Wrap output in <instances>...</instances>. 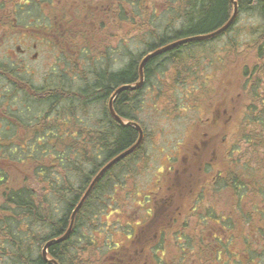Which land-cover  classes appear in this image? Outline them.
Segmentation results:
<instances>
[{
	"label": "trees",
	"instance_id": "obj_1",
	"mask_svg": "<svg viewBox=\"0 0 264 264\" xmlns=\"http://www.w3.org/2000/svg\"><path fill=\"white\" fill-rule=\"evenodd\" d=\"M100 1H106L115 9L122 3L124 27L140 34L151 31L149 34L154 33L155 40L150 44L147 43L148 49L143 54L131 53L130 62L120 70L112 69L110 61L109 66L101 70L96 69L92 82L86 84L84 90L80 91L79 88L76 91L61 90L58 101L51 99L52 102L60 103V128L53 131L48 115L43 116L39 128L35 127L33 131L29 127L31 130L28 129L26 139H32L35 144L27 147L24 157H21L20 153L15 155V150L20 152V148L6 149L12 152V155H7L12 171L7 169L6 172H0V252L12 254L11 264H50L42 255L44 245L49 240L64 235L70 225L73 211L98 172L110 160L132 147L139 138L136 128L115 121L112 123L110 111L107 120L108 143L103 144L102 147L80 143V139L77 143L72 142L70 127L76 123L80 125L91 123L94 119L88 117V111L92 105H97L99 108L107 107V99L119 87L136 83L139 80L140 63L145 55L181 39L212 33L223 27L233 13L231 0H156L157 8L152 11L150 8L155 5V0L152 5V0ZM237 3L238 16L228 30L207 40L179 45L151 59L144 69L145 85L138 90L121 92L114 100V107L123 120L136 121L142 126L137 116L138 111L141 110L139 95L148 85L157 86V75L166 71L167 67H171L165 79L169 94L179 84H188L196 88V81H199L202 86L188 92L189 106H200L203 103L204 108H207L211 103L219 110H227L231 118L226 126H210L209 138L221 133L222 137L227 138L226 143L230 147L223 154L226 160L222 163L226 162V164L219 171L218 182L204 186L211 189L214 187L227 189L222 192L227 194V197L220 204H228L229 200L236 196L237 219L243 222L245 218L238 215L244 210L241 204L244 203L246 196L248 197L247 189H249L251 196L255 195L261 201L257 202L253 197L251 204L255 206V210L260 209L264 221V0H237ZM159 11L166 13L169 18L162 29L165 31L167 28V32L162 35L156 33L158 29L154 24ZM241 13H248L258 21L255 26L249 28V38L245 40L241 38L240 32L230 37L231 32L235 31ZM174 22L180 25L179 29H172ZM220 36H229L230 39L220 60L210 63V66H216L218 71L216 74H220L222 80H220L219 98H216L219 88L207 94L208 83L215 78V75L213 73L214 76L208 79L206 74L192 67L196 65L192 49ZM29 86L31 87L30 83ZM32 89L30 88L29 91L31 92ZM164 90L165 85L163 90H156L158 98ZM196 91L202 92V96ZM208 96H211L213 102ZM192 100L193 102H190ZM166 102H170V99ZM84 117L86 120L83 119ZM81 130L84 133V129ZM38 138L40 143L35 141ZM145 140L146 136L140 147L108 169L95 184L75 217L71 234L63 242L49 248L48 254L51 259H55L59 264H100L101 262L107 264L108 260L111 264H170V259L174 264L182 262L184 243H181L179 236L198 235L196 227L202 218L199 217V209L195 206L199 203L197 196L200 193L191 195L189 202L194 205V209L186 221L180 217L175 224L174 221L170 224H173L172 226L159 228L157 242L154 240L155 234L148 239L142 235L145 230L151 229L158 219V216L153 217L152 209L148 210V216H152V220L148 223L127 225L129 231L123 232V238L130 243L129 250L133 251L132 246L138 250L130 254L128 250L127 252L121 250L120 243L115 242V231L117 232L118 227L107 223V217L111 212L121 208L122 195L124 200H127L130 194V198L135 200L139 198L141 200L139 205L152 203V194L140 197L137 185L130 183V180L135 179L136 170L129 165L141 156ZM73 149H76L75 159L71 158L74 154ZM87 167L91 170H87ZM71 175L79 178L76 179ZM75 180H78V184ZM177 193L181 195V191ZM145 197L147 200H144ZM58 204H64L60 216H58ZM213 205L211 199L207 208L209 212L207 217L216 219ZM259 205L260 207H257ZM119 218L121 219V216ZM192 220L194 223L191 222ZM221 222L226 227L230 226L228 220L224 221L221 218ZM105 223L109 225V230L106 232L102 230ZM116 223H120V220ZM247 227L239 230V225L236 226L237 234L239 233L236 242V264H253L256 258H261L263 254H259L257 248L264 244V241L259 244L257 241L252 243L245 241L248 239L245 234L251 235L259 231V234L264 236V224L258 225L253 219L252 225ZM83 229H86V233L82 231ZM88 229L90 230L87 232ZM192 229V233L182 234ZM40 230L46 234H42ZM157 231L155 230V233ZM102 235H104L103 239H101ZM170 237L174 240H169ZM143 243H147L148 246L143 247L145 245ZM137 244L143 245L138 249ZM198 245L196 242H189L188 249L197 251ZM105 247L107 251H101ZM230 253L229 244L222 243L221 261L224 264H229Z\"/></svg>",
	"mask_w": 264,
	"mask_h": 264
},
{
	"label": "flooded vegetation",
	"instance_id": "obj_2",
	"mask_svg": "<svg viewBox=\"0 0 264 264\" xmlns=\"http://www.w3.org/2000/svg\"><path fill=\"white\" fill-rule=\"evenodd\" d=\"M89 1L93 0H84L79 10H75L69 6L71 13L67 14L64 10H67L68 4L72 2L71 0H0V172H6L7 169L12 171L11 163L7 156L12 155V152L11 150L7 151V148H20V152H17V149L15 150V155L20 153V156L24 157V147H29V144L32 142V139H26L27 131L30 128L33 131L35 127L39 128L43 116L48 115V121L51 122L53 131L60 128L59 115L61 107L60 103L56 101L60 98L59 92L61 90L76 91L78 88L80 91L84 90L86 84L92 82L96 69L101 70L107 67V65L109 66V52L114 45L117 47V52L120 55L123 54L124 34L114 43L111 41L110 34L109 38L105 37L100 42H94L95 37L100 33L98 31H92V17L89 12H91L93 7ZM95 1L100 2V0ZM34 4L36 5L37 22L35 27L30 28L25 24V18L29 13V6ZM107 6L109 7L110 14H107L108 17L112 15L113 20L116 19L119 24L123 25V4L120 3L116 9L110 5ZM47 8H50L48 12L50 18L45 20ZM95 8L98 9V7ZM75 19L79 22L78 26L75 25ZM44 44L50 48L48 53L52 63L49 67L52 68V73H49V75H55L59 69L60 71L65 70V73L64 75L58 73L54 81H50L45 76L41 84L33 85L27 77L29 72L26 68L29 63L41 61L40 58L43 54L41 51L43 50L40 47H43ZM44 66L45 63L41 66L43 70ZM77 84H80L81 87H77ZM30 88H33L31 92L29 91ZM68 96L72 97V95ZM67 98L69 99V97ZM51 99L56 101L52 102ZM30 101L33 104L39 105L37 114L33 117L24 114V111L29 112L31 108L33 109V107L29 108ZM109 101L110 98L107 99V107L100 108L97 119L85 125L76 123V125L74 124L73 127H70L73 138L72 142L77 143L80 139V143H90L96 147H102L103 144L108 143L107 120L108 112L110 111ZM16 103H19L21 106L19 113L18 108H13ZM114 110L119 116L115 107ZM111 117L112 123L114 121L119 123L112 115ZM39 124L40 126H38ZM81 129H84V133L81 132ZM19 132L22 135L17 140L16 137ZM14 135L15 139H12ZM35 141L40 143L39 138ZM194 146L196 150L193 151V155H197L198 157L205 148L201 150L199 143H196ZM182 154L184 156L185 154L186 156H190L191 153L182 151ZM219 161V159L215 160L214 157L211 167L214 168L213 164L219 163ZM204 165L207 168V163H204ZM177 172H180V170L177 169ZM207 173L209 174V172ZM219 175V172L214 174L209 183L208 178L205 180L203 178L199 179V182L201 184H215ZM200 189L202 191L197 196V202L199 203L195 207H198V215L202 220L199 221L196 227L198 229V235L179 236L181 243H184L182 247V249L184 248V252L182 253V262L180 264H195L194 261L190 262V259L192 255L196 254L197 264H224L221 261L222 243L229 244L231 253L228 263L236 264V250L234 246L238 238L236 234V196L230 199L231 203H229L228 209H226V204L214 203L213 207L215 208L217 218L211 219L207 217L209 215L207 208L209 207L210 200L215 196L221 198L220 194L227 189H222V187L210 188V196L208 199L206 188H201L200 186ZM163 190L164 188L160 187L158 192L152 193L153 217L163 214L162 212H165L167 207H175L173 201L167 203V200L174 198L172 189L170 188L171 193H169V189L167 192ZM247 192L249 193L250 190L247 189ZM164 196H168L166 197L168 198L166 201H164L166 199ZM188 207L191 208V213L188 214L189 216L193 212L194 205L188 204ZM242 207L244 210L238 216L245 218L244 222L240 220L245 228L252 225L253 219L258 225L264 224L260 209L257 208L255 210L252 204L250 207L247 204H243ZM180 208L178 206L176 210ZM181 218L186 221L188 217L184 218L183 215ZM221 218L224 221L228 220L230 226L226 227L221 222ZM192 231L193 229L186 230L182 234H190ZM246 233L248 232L246 231ZM156 234L157 232L155 233L154 239H158V235ZM245 236L248 237L245 241L251 243L253 241H257L258 243L264 241V236H261L259 231L251 235L245 234ZM172 239L174 240L173 237L169 238V240ZM189 242L199 244L197 251L188 249ZM210 254H212L211 258L206 259ZM11 258L12 254L10 252H0V264H11ZM170 264H174L171 259Z\"/></svg>",
	"mask_w": 264,
	"mask_h": 264
},
{
	"label": "rangeland",
	"instance_id": "obj_3",
	"mask_svg": "<svg viewBox=\"0 0 264 264\" xmlns=\"http://www.w3.org/2000/svg\"><path fill=\"white\" fill-rule=\"evenodd\" d=\"M71 1L72 2L68 4L67 10H64V12H66L67 14L71 13L69 10L70 8L79 10L80 6H82L81 4H83L84 2V0ZM153 1L154 0H152L151 5L154 4ZM89 2L92 4L93 7L91 12H89L90 16L92 17V21L90 20L92 31H98V33H100L95 37L94 42H100L105 37L109 38L110 34L112 38L111 41H113L114 43L120 36L124 34L123 54L120 55L117 52L116 45H114L111 48V51L109 52L112 69H122L130 62L132 57L130 55L131 53L135 55H139L141 53L143 54L148 49L147 43L150 44L154 42V33L149 34L151 31H147L148 33L146 32L144 34L132 32L129 31L127 27H124V25L119 24L116 19L113 20L112 15L108 17L107 14H109V7L107 5L110 4L106 1L97 2L93 0ZM157 5L158 4L155 0V5H152L153 7L150 8V11H152L154 8H157ZM163 6L164 5H161V7ZM95 7H98V9ZM127 8L129 7L127 6ZM49 10L50 8L46 9L45 20L50 18L48 14ZM160 11L154 19V24L157 26L158 29L156 33L162 35L167 32V28L165 29V31L162 29L168 23L169 18L166 13ZM25 21V24H27L30 28L36 26L37 18L35 4L29 6V13L26 16ZM78 23V20L75 19V25L78 26ZM257 23V19L250 17L248 13L239 14V20L236 23L235 31L231 32L230 37H234L235 33L238 34L237 32H240L242 39H248L249 28L255 26ZM179 28L180 25L177 22L172 27V29ZM230 37L220 36L218 38H215L211 42H208L204 45L192 49L195 57L194 61H196V65L192 67L196 69V71L199 70L202 73L206 74V77L208 79H211V77L215 75V78L208 83L207 94L214 92V90H217L219 88L216 92V98H219V86L221 79L220 74H216V72H218L216 66H210V63L213 61L216 62L217 60H220V56L224 53V49L227 47ZM40 48L43 50L41 51L43 52L40 58L41 61L37 63H29L26 68V70L29 72L27 77L33 85L41 84L45 76L50 81H54L58 73L63 75L65 73V70L60 71L59 69V71L55 75H49V73H52V68L49 67V65L52 63V61L49 59L48 53L50 51V48H48L46 44H44L43 47ZM44 63L45 71L41 67ZM197 65L199 66V68H197ZM170 68L167 67L166 71H163L162 73L157 75V86L148 85L144 88V91L139 95L141 110L138 111L137 116L138 119L141 121V124L146 132V140L144 143L143 152L140 154L141 156L138 159L137 157L135 158V160H140H136L135 162H132L129 165L130 168L133 167V169L136 170L134 174L135 179L134 181L130 180V183H134L135 185H137L140 197L144 195L150 196L153 192H158L160 187L164 188V192H167V190L169 189V193H171V188L172 194H174V198H170V200H167L168 198L166 197L168 196H164V198H166L164 201L167 200V203L173 201L175 205V207H167V209H165V212H162L163 214L158 215V219L157 221H155L153 227L151 229L145 230V234H142L147 237L145 239H148L153 236L155 234V230L157 231L159 228H162L164 226H172L173 224H170L173 221V223L175 224V222L178 221L181 216L184 215V218L188 217V214L191 213V208L188 207V204H191V195H195L198 192L200 186L201 188H205L204 185L207 184H201L199 182V179L203 178L205 180L208 178L209 183L213 175L219 172L223 167H225L226 162H222L226 160V157L223 154L227 152L230 147V145L226 143L227 138L222 137L221 133L213 137L211 136V138H209L210 126H226V124L230 123L231 118H229L228 111L223 109L219 110L218 107L211 103L207 105V108H204L205 106H203V103H201L200 106H189V102L187 101V95H189L188 92L193 89H197L199 86H202L199 81H196V88L188 84H179L175 86V88L172 90V93L169 94V87H167L168 84L165 82V79L168 76V71L170 70ZM164 85L165 90L158 98L156 90H163ZM77 87H81V85L77 84ZM204 91L206 90L204 89ZM197 94L202 96V92H197ZM208 98L210 100L212 99L211 96H208ZM169 99L170 102H166L169 101ZM190 102H193V100ZM20 107L21 106L19 105V103H16L13 106L14 109H19L18 113L21 110ZM31 107H33V109ZM29 108H31V111H24V114L33 117L37 114V108H39V105L33 104L32 101H30ZM98 108L99 107H97V105H92V107L88 111V117L97 119V116L99 115L98 110L101 107L99 109ZM83 119L86 120L85 117ZM21 135V132H19L18 136L16 137L17 140L20 139ZM12 139H15V135ZM33 143L34 142H31L29 145H32ZM196 143H199L201 145V150L202 148H205L198 155V157L197 155H193V151L196 150L194 146ZM211 145H213V148L210 147ZM24 151H27V147L24 148ZM73 151L74 154L71 155V158L74 157L73 159H75L76 149H73ZM182 151L189 152L191 154L190 156H186V154L184 156V154H182ZM214 157L215 160L219 159L220 161L219 163H214L213 168L211 167V165ZM204 163H207V168H205L206 166L204 165ZM121 169L123 170L124 168L122 167ZM177 169H179L180 172H177ZM87 170L90 171L91 169L87 167ZM207 172H209V174ZM71 176L76 179L79 178V176ZM75 181L78 184V180ZM206 190L208 192V199L210 196V187L206 188ZM177 191H181V195H178ZM201 191L202 190L200 189L198 194ZM220 196L221 198H217L216 196L213 197L212 201L214 203H222V201L226 199L227 194L221 193ZM130 197L131 194L129 195V198L127 200H124V196L122 195L120 197L121 208L113 213L111 212L110 216L107 217L108 224L118 227V233L115 231V242H119L121 250H126V252L128 250L129 254L133 253V251L137 249L136 247L132 246L133 251L129 250L128 245L130 243H128V241L124 240L123 238V232L129 231V227H127V225L135 226L137 225V223L145 224L152 220V216H148V210L152 209V203H145L143 205H139V202L141 201L139 198L135 200V198ZM253 197L255 198L254 200H257V202H261L260 199L255 197V195ZM253 197L251 196V192H249L248 197L246 196V198L244 199V203H242L241 205L247 204L248 207H250ZM193 198L194 196L192 197V200ZM144 200H147V197H145ZM229 203H231L230 200L228 204H226V209H228ZM178 206L181 208L179 210H176ZM57 207L59 208L58 216H60L63 213L64 204H58ZM257 207H260V205ZM253 208L255 209V206H253ZM103 215L105 216L106 214ZM119 216H121V219L119 218ZM117 220H120V223H116ZM179 222L181 223V221ZM191 222L194 223V220H192ZM107 223L103 225L102 230L104 232L109 230V225ZM237 224L239 225V230H242L244 228L242 222L238 219ZM89 230L90 229H88L87 232ZM82 231L86 233V229H83ZM40 232L42 234H46L41 230ZM156 235L159 236L158 231ZM125 236H127V234H125ZM237 237H239V233L237 234ZM103 238L104 235L101 236V239ZM154 240L157 242L158 239ZM143 244H137L138 249ZM145 246H148L147 243L143 245V247ZM234 246L235 250H237L236 245ZM101 251L106 252L107 247H105ZM257 251H259V254H263H261V258L257 257L256 261L253 264H264V244L260 245L257 248ZM211 256L212 254H210V256H207L206 259H210ZM196 257L197 254L192 255L190 262L194 261V263L197 264L198 261ZM100 264H102V262ZM104 264H106V262ZM107 264H111L109 263V260Z\"/></svg>",
	"mask_w": 264,
	"mask_h": 264
},
{
	"label": "water",
	"instance_id": "obj_4",
	"mask_svg": "<svg viewBox=\"0 0 264 264\" xmlns=\"http://www.w3.org/2000/svg\"><path fill=\"white\" fill-rule=\"evenodd\" d=\"M232 6H233V13L232 16L230 17L229 21L220 29L209 33V34H205V35H199V36H195V37H189V38H185V39H181L178 41H175L171 44H168L166 46H163L153 52H150L149 54H147L146 56H144V58L142 59L141 63H140V67H139V80L134 83V84H128V85H123L121 87H119L114 94L111 96L110 98V102H109V107H110V112L111 115L116 118V120L124 125V126H131L137 129V131L139 132V138L137 140V142L130 147L129 149L125 150L124 152L120 153L119 155H117L115 158H113L112 160H110L102 169L101 171L96 175V177L94 178V180L92 181L89 189L87 190V192L85 193L84 197L82 198V200L80 201V203L78 204V206L75 208V210L73 211V214L71 216L70 219V225L67 229V231L64 233V235L57 237V238H53L51 240H49L43 247L42 249V255L43 258L50 264H59L55 259H51L49 257L48 254V250L51 246L56 245L58 243L63 242L64 240H66L68 238V236L71 234L72 229L74 227V222H75V217L78 213V211L80 210L83 202L85 201V199L88 197V195L90 194V192L92 191V189L94 188L95 184L100 180V178L104 175V173L110 169L113 165H115L117 162L121 161L122 159L126 158L127 156H129L130 154H132L138 147L141 146V144L144 141V130L141 127V125L139 123H137L136 121H125L123 120L120 116H118L114 110V100L116 99V97L124 91L130 90V91H134V90H138L141 89L144 85H145V65L154 57L163 54L167 51H169L170 49L177 47L179 45L191 42V41H203V40H207L213 37H216L222 33H224L226 30L229 29V27H231L233 25V23L235 22L237 16H238V12H239V6L237 3V0H231Z\"/></svg>",
	"mask_w": 264,
	"mask_h": 264
}]
</instances>
